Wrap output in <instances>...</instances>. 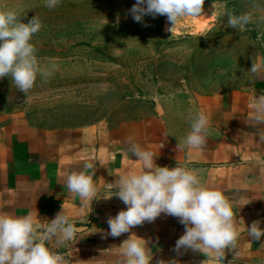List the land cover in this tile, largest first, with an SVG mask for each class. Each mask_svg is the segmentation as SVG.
<instances>
[{"label":"crops","instance_id":"1","mask_svg":"<svg viewBox=\"0 0 264 264\" xmlns=\"http://www.w3.org/2000/svg\"><path fill=\"white\" fill-rule=\"evenodd\" d=\"M261 95L264 74L242 87L200 95L194 110L209 116V126L206 143L199 149H178L191 121L177 111L115 126L49 127L20 118L0 119V214L31 213L46 225L62 207L66 209L74 219L76 238L48 242L66 253L65 264H117L118 247L132 233L147 242L150 264H219L207 252L176 250L185 226L163 213L119 237L109 235V217L126 209L112 184L118 174L138 164L127 151L132 137L156 152V165L175 168L179 164L195 170L202 185L222 191L232 202L239 238L235 249H225L222 264H264V236L253 240L246 229L254 221L264 228V124L250 119L252 103ZM85 163L93 167L85 169ZM72 171L92 175L97 197L91 205L82 206L67 189L64 177Z\"/></svg>","mask_w":264,"mask_h":264},{"label":"rangeland","instance_id":"2","mask_svg":"<svg viewBox=\"0 0 264 264\" xmlns=\"http://www.w3.org/2000/svg\"><path fill=\"white\" fill-rule=\"evenodd\" d=\"M136 0H0V10H16L22 22L37 16L32 37L42 66L23 93L11 77L0 78V119L30 125L115 126L131 120L197 112L198 97L251 83L254 60H264V0H204L201 16L172 27L167 16L132 18ZM251 11L243 30L227 26L226 12Z\"/></svg>","mask_w":264,"mask_h":264},{"label":"clouds","instance_id":"3","mask_svg":"<svg viewBox=\"0 0 264 264\" xmlns=\"http://www.w3.org/2000/svg\"><path fill=\"white\" fill-rule=\"evenodd\" d=\"M58 4L59 0H45L49 9ZM203 4L204 0H136L130 13L136 22H141L146 15H166L172 25L168 30L172 32L182 18L201 16ZM225 16L228 17L227 26L238 31L254 19L251 11L226 12ZM41 28L42 22L37 16L24 23L16 10H0V78L11 77L16 88L25 94L33 88L38 75L47 78L56 69L51 61L47 66L40 64L31 42ZM249 72L256 77L264 74V60H254ZM250 119L254 124H264V95L253 101ZM190 121V131L183 142L178 143L180 150L199 149L206 143L209 116L197 111L190 115ZM127 143V151L131 157H137L132 160L138 164L133 163L128 170L118 174L112 184L118 189L115 195L126 209L109 217V235L119 237L145 221H155L163 213L177 217L185 226L184 234L176 241V250L207 252L222 264L225 249H235L239 238L232 202L222 191L202 185L195 170L179 164L175 168L158 166L155 151L143 148L132 137ZM162 147L163 143L159 150ZM92 167V163L84 164L85 169ZM64 178L67 189L80 198L82 206H89L96 199V185L86 171L67 172ZM260 223L254 221L246 227L248 237L260 240L264 236ZM76 236L74 219L63 207L46 225L38 223L31 213L24 216L0 214V264H65L64 258L53 251L48 242L55 238L57 243H64ZM118 248L120 259L117 264H150L152 256H149L147 242L135 233Z\"/></svg>","mask_w":264,"mask_h":264},{"label":"built area","instance_id":"4","mask_svg":"<svg viewBox=\"0 0 264 264\" xmlns=\"http://www.w3.org/2000/svg\"><path fill=\"white\" fill-rule=\"evenodd\" d=\"M49 246V245H48ZM50 247V246H49ZM51 248V247H50ZM53 251L57 252L58 254H60L64 260L66 259V253L63 250H59V249H53L51 248Z\"/></svg>","mask_w":264,"mask_h":264}]
</instances>
